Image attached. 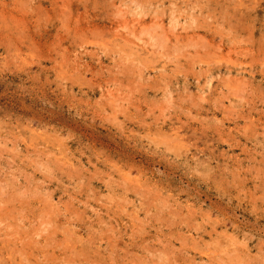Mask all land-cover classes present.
Wrapping results in <instances>:
<instances>
[{
  "label": "rangeland",
  "instance_id": "1",
  "mask_svg": "<svg viewBox=\"0 0 264 264\" xmlns=\"http://www.w3.org/2000/svg\"><path fill=\"white\" fill-rule=\"evenodd\" d=\"M0 264H264V0H0Z\"/></svg>",
  "mask_w": 264,
  "mask_h": 264
},
{
  "label": "bare ground",
  "instance_id": "2",
  "mask_svg": "<svg viewBox=\"0 0 264 264\" xmlns=\"http://www.w3.org/2000/svg\"><path fill=\"white\" fill-rule=\"evenodd\" d=\"M263 60V59H262Z\"/></svg>",
  "mask_w": 264,
  "mask_h": 264
}]
</instances>
